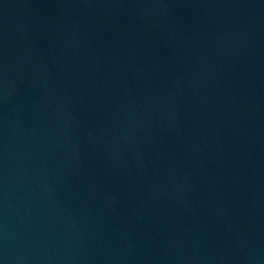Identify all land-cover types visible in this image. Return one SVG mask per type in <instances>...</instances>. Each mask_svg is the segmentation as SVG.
I'll use <instances>...</instances> for the list:
<instances>
[{"label":"water","instance_id":"obj_1","mask_svg":"<svg viewBox=\"0 0 264 264\" xmlns=\"http://www.w3.org/2000/svg\"><path fill=\"white\" fill-rule=\"evenodd\" d=\"M0 264H264V0H0Z\"/></svg>","mask_w":264,"mask_h":264}]
</instances>
